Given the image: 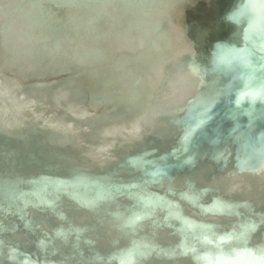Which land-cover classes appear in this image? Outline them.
I'll return each mask as SVG.
<instances>
[{"label":"water","instance_id":"1","mask_svg":"<svg viewBox=\"0 0 264 264\" xmlns=\"http://www.w3.org/2000/svg\"><path fill=\"white\" fill-rule=\"evenodd\" d=\"M233 18L250 51L178 68L179 96L132 123L34 35L52 29L39 15L4 39L0 264H216L221 249H264V116H247L264 102L241 103L264 84V4L240 0Z\"/></svg>","mask_w":264,"mask_h":264},{"label":"bare ground","instance_id":"2","mask_svg":"<svg viewBox=\"0 0 264 264\" xmlns=\"http://www.w3.org/2000/svg\"><path fill=\"white\" fill-rule=\"evenodd\" d=\"M29 1L35 6L37 14L52 28L51 31L36 29L34 35L40 39L55 44L65 37L78 36L102 41L109 48H112L119 39L128 49L125 58L129 59L136 68V76L132 83L140 97L133 96L123 102H116L109 99L107 93L102 96L99 91L103 86L111 92L118 86L114 81L99 73L90 76L76 64H73L71 75L85 89L92 101L104 102L114 117L122 116L130 123L136 119L133 117L134 113L147 115L149 110L156 107L159 100L167 101L171 105L172 99L179 96L172 88L178 81V68H185L184 70L187 71L191 67H203L212 57L223 53L222 47L247 49V52L251 49L238 37L239 30L233 18L236 9L240 6V0H211L214 10L213 19L209 23H203L198 19L199 10H195L197 17L194 21L186 18V10L200 0H195L192 5H187V0H168L173 5L169 18L171 35L152 41L150 49L145 47V39L133 30L135 8L140 0ZM243 9L245 7H242ZM254 32L248 30V37H252ZM26 41L24 44L27 46L29 44ZM0 46L1 53L4 54L5 50L7 51L4 38H0ZM113 50L119 52L118 47ZM263 51L264 49L260 48L258 52ZM1 72L3 73V70ZM128 83V80H124L121 86H126ZM200 91L203 89L201 88ZM207 94L208 91H205L204 96ZM248 98L251 97L244 96L241 103L246 101L249 103ZM229 115L219 114V118L229 119ZM247 116L252 122L253 119L254 121L261 119L264 112L257 111L251 114L249 111ZM172 129H175V126H171ZM255 169V171L264 170V167L260 165ZM251 171L242 172L248 174ZM241 176L238 175L234 182L241 181Z\"/></svg>","mask_w":264,"mask_h":264},{"label":"clouds","instance_id":"3","mask_svg":"<svg viewBox=\"0 0 264 264\" xmlns=\"http://www.w3.org/2000/svg\"><path fill=\"white\" fill-rule=\"evenodd\" d=\"M173 5L168 0H140L135 8L134 31L145 39V47L151 42L171 35L169 25ZM35 6L29 0H0V38L14 39L22 29H30L38 23ZM119 48V52L114 48ZM59 63L76 64L90 76L102 74L118 86L109 92L101 86L100 94L123 102L140 94L132 83L136 76L134 64L126 59L128 49L117 39L112 48L104 42L78 36L65 37L52 45ZM128 80L126 86L122 81Z\"/></svg>","mask_w":264,"mask_h":264},{"label":"snow or ice","instance_id":"4","mask_svg":"<svg viewBox=\"0 0 264 264\" xmlns=\"http://www.w3.org/2000/svg\"><path fill=\"white\" fill-rule=\"evenodd\" d=\"M261 4H264V0H260ZM239 16V13L236 14ZM247 39V37H246ZM247 49L242 50L238 53L239 56L243 57L244 53ZM264 71V67L261 69ZM244 96H249L252 98L253 102L259 98L262 102H264V84L261 85L258 91L252 90L249 92L244 93ZM191 131V129H189ZM187 139V137H185ZM264 140V137H262ZM221 243H224L227 240L232 239H243V237L235 238V237H221ZM207 243H212L211 240L205 238ZM207 259V257H206ZM216 264H264V249H261L259 253L254 251L251 248H243L241 250L234 251V255L229 256L224 252L223 249L220 250L219 255L217 256Z\"/></svg>","mask_w":264,"mask_h":264},{"label":"rangeland","instance_id":"5","mask_svg":"<svg viewBox=\"0 0 264 264\" xmlns=\"http://www.w3.org/2000/svg\"><path fill=\"white\" fill-rule=\"evenodd\" d=\"M195 10H199V17L198 19L201 20L203 23H209L211 19H213V13L210 9V5L208 4V1L206 0H200L197 2V4L193 7H190L188 10H186V18L190 21H194L197 17Z\"/></svg>","mask_w":264,"mask_h":264}]
</instances>
